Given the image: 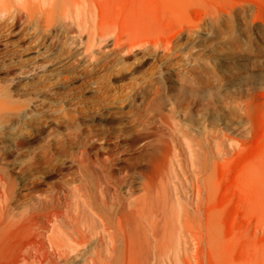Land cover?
I'll return each instance as SVG.
<instances>
[{
  "label": "rangeland",
  "instance_id": "obj_1",
  "mask_svg": "<svg viewBox=\"0 0 264 264\" xmlns=\"http://www.w3.org/2000/svg\"><path fill=\"white\" fill-rule=\"evenodd\" d=\"M98 4L126 46L109 38L71 79L129 132L109 136L119 126L89 114L96 102L67 126L32 117L27 133L23 101L0 109L13 135L0 141V264H264V0ZM26 21L11 27L21 46ZM22 65L0 64V83Z\"/></svg>",
  "mask_w": 264,
  "mask_h": 264
},
{
  "label": "bare ground",
  "instance_id": "obj_2",
  "mask_svg": "<svg viewBox=\"0 0 264 264\" xmlns=\"http://www.w3.org/2000/svg\"><path fill=\"white\" fill-rule=\"evenodd\" d=\"M98 3L99 0H0V44L4 47L0 64L16 60L22 62V67L26 69L21 71L23 73L18 79L5 85L0 83V109L8 108L13 101L14 104L15 101L25 103L23 108L15 110L22 118L20 133H27V125L32 117H46L57 125L67 126L77 113L86 112L84 104L91 106L95 102L98 106L90 109L89 114L104 123L119 126L109 136L122 137L129 132L125 129L129 120L100 98L95 85L71 79L78 57H99L103 44L109 38H113V43L119 47L126 46V39L98 18ZM18 11L25 12L27 18V31L21 35L29 39L25 46L18 45L10 38ZM65 19L70 20L75 33L66 30ZM55 34L60 35L59 42ZM0 141L12 142L13 135L11 132L0 135ZM188 152L192 158L191 148ZM25 153L12 160L11 169L18 175L22 173V156Z\"/></svg>",
  "mask_w": 264,
  "mask_h": 264
}]
</instances>
